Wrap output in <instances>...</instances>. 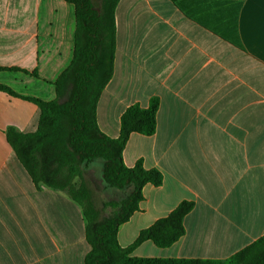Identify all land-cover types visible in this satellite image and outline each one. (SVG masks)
<instances>
[{"label": "crops", "instance_id": "obj_1", "mask_svg": "<svg viewBox=\"0 0 264 264\" xmlns=\"http://www.w3.org/2000/svg\"><path fill=\"white\" fill-rule=\"evenodd\" d=\"M71 0H0V84L19 95L56 98L54 83L74 54ZM36 73V75H35ZM159 98L157 129L132 133L123 160L158 169L143 201L118 232L121 247L194 203L185 234L167 248L152 241L138 258L226 260L264 236V0H120L115 10L113 75L97 104L99 129L120 135L134 104ZM39 107L0 91V264H85L91 250L81 206L37 187L7 131L33 133ZM105 162L87 172L107 200L131 189L106 186Z\"/></svg>", "mask_w": 264, "mask_h": 264}, {"label": "trees", "instance_id": "obj_2", "mask_svg": "<svg viewBox=\"0 0 264 264\" xmlns=\"http://www.w3.org/2000/svg\"><path fill=\"white\" fill-rule=\"evenodd\" d=\"M96 1L99 6L95 5ZM119 1L71 0L76 16L74 54L69 67L54 83V100L22 96L0 84V91L33 102L40 109L37 131L21 133L9 128V143L37 187L64 191L45 175L40 159L42 155L48 158L59 153L60 157L73 162L78 173L82 166L102 159L105 162L103 179L106 186L131 189L122 201L105 204L114 212L103 218H99L97 211L85 208L76 197L68 195L81 206L86 220V238L91 250L85 264H264V236L226 260L131 256L133 250L145 241H152L160 248L170 247L179 241L185 234L184 218L194 208L190 201H182L169 215L142 230L129 247L120 246L119 229L139 211L144 199L143 188L147 184L161 186L163 175L158 169H145L142 160L133 167L126 166L123 160V151L132 133L155 134L159 98L153 97L147 108L139 104L128 107L121 116L118 138L104 134L97 123V104L113 75L115 10ZM3 70L15 69L0 67V71Z\"/></svg>", "mask_w": 264, "mask_h": 264}, {"label": "rangeland", "instance_id": "obj_3", "mask_svg": "<svg viewBox=\"0 0 264 264\" xmlns=\"http://www.w3.org/2000/svg\"><path fill=\"white\" fill-rule=\"evenodd\" d=\"M99 6V2H95ZM42 168L45 175L49 177L53 183L64 188V193L79 199L85 208L91 211H97L99 218L110 216L114 211L113 208L107 206L109 202H120L121 200H107L101 184L97 183L95 178L87 172V167H81L78 173L72 161L67 160L53 154V156H40ZM78 173V174H77ZM127 196V195H126Z\"/></svg>", "mask_w": 264, "mask_h": 264}]
</instances>
